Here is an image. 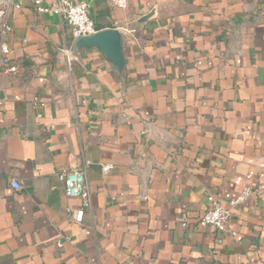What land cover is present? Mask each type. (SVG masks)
Wrapping results in <instances>:
<instances>
[{
	"label": "crops",
	"instance_id": "crops-1",
	"mask_svg": "<svg viewBox=\"0 0 264 264\" xmlns=\"http://www.w3.org/2000/svg\"><path fill=\"white\" fill-rule=\"evenodd\" d=\"M33 1L2 37L0 264H264V0H86L120 70ZM208 196L235 236L198 225Z\"/></svg>",
	"mask_w": 264,
	"mask_h": 264
},
{
	"label": "built area",
	"instance_id": "built-area-1",
	"mask_svg": "<svg viewBox=\"0 0 264 264\" xmlns=\"http://www.w3.org/2000/svg\"><path fill=\"white\" fill-rule=\"evenodd\" d=\"M110 2L114 7L119 9H125L128 5V0H110ZM13 8H19L17 0H0V63L8 62L7 55L10 49L3 42L2 37L11 30L6 22V18L9 11ZM33 8L38 13L50 12L60 17L66 23L70 36L73 39L93 34L98 30L90 16V4L86 0H57L51 4H45L42 0H34ZM4 71L13 72L15 71V67L7 66ZM103 168L107 170L110 166H104ZM56 177L66 197L80 199L81 206L77 208L66 207L65 210L72 221L81 222L83 209L87 205L89 197L84 169L79 167L64 169L57 173ZM10 185L14 190L22 188V184L16 180H12ZM247 192L248 189H245L239 198L231 202V205L242 201ZM207 200V209L203 211L198 219V225L201 227H212L218 232L228 231L232 236H235L236 233L228 228L230 210L223 208L213 196H208Z\"/></svg>",
	"mask_w": 264,
	"mask_h": 264
},
{
	"label": "water",
	"instance_id": "water-1",
	"mask_svg": "<svg viewBox=\"0 0 264 264\" xmlns=\"http://www.w3.org/2000/svg\"><path fill=\"white\" fill-rule=\"evenodd\" d=\"M74 40L81 47L96 48L98 51L103 53L110 61H112L116 65L117 69L120 70L122 68V37L117 29H100L93 34L80 36Z\"/></svg>",
	"mask_w": 264,
	"mask_h": 264
}]
</instances>
